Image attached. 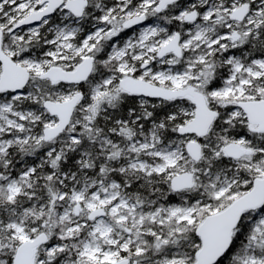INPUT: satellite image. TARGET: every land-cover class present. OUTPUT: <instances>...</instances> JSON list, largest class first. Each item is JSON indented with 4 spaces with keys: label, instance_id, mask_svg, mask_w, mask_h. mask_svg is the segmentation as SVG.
Returning <instances> with one entry per match:
<instances>
[{
    "label": "snow or ice",
    "instance_id": "6c2138e0",
    "mask_svg": "<svg viewBox=\"0 0 264 264\" xmlns=\"http://www.w3.org/2000/svg\"><path fill=\"white\" fill-rule=\"evenodd\" d=\"M0 264H264V0H0Z\"/></svg>",
    "mask_w": 264,
    "mask_h": 264
}]
</instances>
